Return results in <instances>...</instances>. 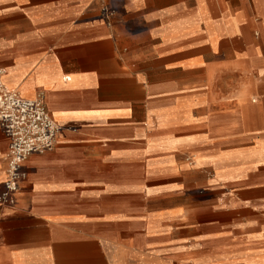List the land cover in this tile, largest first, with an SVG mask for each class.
I'll return each mask as SVG.
<instances>
[{"label": "crops", "instance_id": "crops-1", "mask_svg": "<svg viewBox=\"0 0 264 264\" xmlns=\"http://www.w3.org/2000/svg\"><path fill=\"white\" fill-rule=\"evenodd\" d=\"M0 70L60 127L0 264H264V0H0Z\"/></svg>", "mask_w": 264, "mask_h": 264}, {"label": "built area", "instance_id": "built-area-1", "mask_svg": "<svg viewBox=\"0 0 264 264\" xmlns=\"http://www.w3.org/2000/svg\"><path fill=\"white\" fill-rule=\"evenodd\" d=\"M102 12L108 21H113L114 10L103 6ZM0 128L9 140L0 204L11 207L23 179L22 165L32 155L52 151L60 127L49 117L42 91L32 99H24L5 85L0 70Z\"/></svg>", "mask_w": 264, "mask_h": 264}]
</instances>
